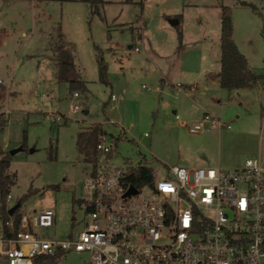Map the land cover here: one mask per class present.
Masks as SVG:
<instances>
[{"label":"rangeland","instance_id":"obj_1","mask_svg":"<svg viewBox=\"0 0 264 264\" xmlns=\"http://www.w3.org/2000/svg\"><path fill=\"white\" fill-rule=\"evenodd\" d=\"M246 1L258 11L235 0H105L101 15H92L80 1L0 0V29L5 30L0 39V114L5 120L0 147L10 153L25 145L10 154L15 184L6 204L11 208L36 189L20 213L53 208L49 235L56 240L84 230L90 220L81 203L93 163L78 152L77 134L96 123L115 146L110 162L129 169L150 166L156 179L175 165L241 167L237 163L246 156V144L221 146L211 130L192 133L190 127L206 113L234 128L245 121L260 124L257 91H248L241 104L240 90L207 81L204 70L221 67L222 5L231 9L243 32L238 37L242 51L264 67V0ZM171 17H180L181 23L172 25ZM61 35L87 83L84 94H71L68 84L57 79L54 48ZM101 58L106 81L100 79ZM177 83H196L200 93L187 97L190 89L177 90ZM51 112L62 115L63 122L51 120ZM176 115L188 124L181 126ZM86 258L63 252L56 264H83Z\"/></svg>","mask_w":264,"mask_h":264},{"label":"built area","instance_id":"obj_2","mask_svg":"<svg viewBox=\"0 0 264 264\" xmlns=\"http://www.w3.org/2000/svg\"><path fill=\"white\" fill-rule=\"evenodd\" d=\"M50 118L64 119L53 112ZM206 124L231 128L206 113L190 131ZM97 150L81 203L90 220L85 229L56 240L49 235L53 208L23 212L14 237L0 229V264H34L68 251L85 254L83 264H264V161L250 159L236 169L175 165L136 186L129 168L110 162L112 143L103 138ZM132 186L136 192L126 195Z\"/></svg>","mask_w":264,"mask_h":264},{"label":"trees","instance_id":"obj_3","mask_svg":"<svg viewBox=\"0 0 264 264\" xmlns=\"http://www.w3.org/2000/svg\"><path fill=\"white\" fill-rule=\"evenodd\" d=\"M34 2H44L48 0H30ZM65 1V0H63ZM85 2L89 5L92 15H101L100 8L104 5L105 0H72ZM238 4L244 7H250L254 11H258L257 6L245 0H238ZM221 18V68L219 73L210 74L218 79L220 86L225 89H247L253 88L259 83H264V72H257L249 65L248 58L242 53L233 37L234 24L232 19L231 9L228 6L222 5ZM260 13V12H259ZM261 14V13H260ZM181 20V18L179 17ZM3 37L5 30L0 29ZM179 51L183 48V33L178 31ZM57 58V79L61 82H66L69 86L71 94H84L88 91L87 83L83 80L81 72L75 62V55L71 47L66 45L63 36H60L59 42L54 48ZM107 65L101 58L99 61V74L102 81L107 79ZM209 75V76H210ZM5 120L0 114V126L3 127ZM108 135L101 123L92 125L87 130H82L77 134V149L78 152L84 155V161H90L95 166L99 159L97 144ZM25 145L22 144V147ZM11 155L0 147V198L2 205L0 207V229L6 237H14L20 229L21 206L33 194L36 189H29L18 202L21 206L13 213L9 214L10 207L6 204L8 196L11 194V188L15 184L14 174H10ZM128 178L136 186L144 185L154 178V170L147 165H139L138 167L130 168ZM17 202V203H18ZM13 220L12 227L6 223ZM63 252H57L53 255H46L34 260V264H56L57 259Z\"/></svg>","mask_w":264,"mask_h":264},{"label":"crops","instance_id":"obj_4","mask_svg":"<svg viewBox=\"0 0 264 264\" xmlns=\"http://www.w3.org/2000/svg\"><path fill=\"white\" fill-rule=\"evenodd\" d=\"M246 1V0H245ZM248 2V1H247ZM235 4L237 6H240L238 4V0H235ZM219 5V4H218ZM241 7V6H240ZM245 8V7H244ZM232 13V19H233V24H234V40L239 48V50L244 53L243 49L240 47V44L238 42V37L242 36V31L239 30V26L236 20V16L234 15V13L231 11ZM173 19H177L179 20V24L181 23V20L178 17H171L170 20ZM142 38V36H140ZM243 50V51H242ZM246 55V57L248 58L249 61V65L251 66V68H253L255 71L256 70H261L264 69L263 64L257 61H252L251 58L249 57V55L247 53H244ZM221 68V67H220ZM207 74L206 79L207 81H212V82H217L219 83L218 79L214 78L212 75L210 74H217L219 73V71H213L210 70L209 68L204 69ZM210 75V76H209ZM183 85V87H185L186 89L189 88L190 91H188L186 94L187 97L191 96V92L194 93V96L197 97V95L200 93V89L198 87V85L196 83H192V84H184L181 83ZM220 84V83H219ZM205 89H208V87L206 86ZM233 90V89H232ZM240 90L238 91L237 94V99L238 101L242 104L241 99L246 97L248 94V91H257V101L260 104V124L259 122L257 123L254 121H248V122H242L241 124H239V126L236 128L231 127L230 129L226 128V127H217V126H211L213 127V129H204L202 132L199 133H205V131H209L215 136V138H217L221 144V146L227 142H240L241 144H246V146H248L249 148H247V153L245 154L246 156L237 163V165H240L241 167L244 166L245 162L247 160L250 159H258V160H263L262 158L264 157V151H263V142H264V83H259L257 84L255 87L253 88H247V89H237ZM246 91V92H245ZM205 95V94H204ZM49 96V95H48ZM47 96V97H48ZM50 97V96H49ZM115 101V100H112ZM52 105H57L58 102L54 101V102H50ZM47 104H49V102L47 101ZM85 109L84 112L87 115L89 113V110ZM87 111V113H86ZM175 113L177 111H174ZM203 118V117H202ZM180 125L181 126H185L188 123L186 122V120H184L183 118L180 117ZM183 122L185 123V125H183ZM198 123V122H194L193 124ZM192 124V125H193ZM254 141L253 144H248L249 142ZM254 147H252L253 145H255ZM252 145V146H251ZM204 163H207V161H204ZM240 168V167H239Z\"/></svg>","mask_w":264,"mask_h":264},{"label":"water","instance_id":"obj_5","mask_svg":"<svg viewBox=\"0 0 264 264\" xmlns=\"http://www.w3.org/2000/svg\"><path fill=\"white\" fill-rule=\"evenodd\" d=\"M171 24L174 25V26H177V25H179V20H177V19H173V20H171ZM87 111H88V110H87ZM87 111H86V113H87ZM22 149H23L22 146L19 147V148H15V149H13V150L10 151V154H11V155H14L15 153L21 151ZM135 192H136V189L132 186V187L129 189V191L127 192L126 195H129V194H132V193H135ZM20 206H21V204H20L19 202L16 203L15 205H13V206L9 209V214H10V215H13V213H14V212H15Z\"/></svg>","mask_w":264,"mask_h":264}]
</instances>
